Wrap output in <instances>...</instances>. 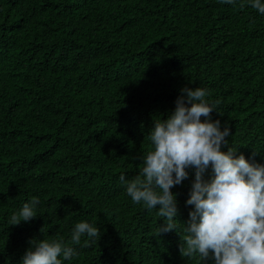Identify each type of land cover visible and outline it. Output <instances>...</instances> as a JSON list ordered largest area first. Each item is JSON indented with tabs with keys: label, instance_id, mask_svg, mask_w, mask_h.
Masks as SVG:
<instances>
[{
	"label": "trees",
	"instance_id": "16d2710c",
	"mask_svg": "<svg viewBox=\"0 0 264 264\" xmlns=\"http://www.w3.org/2000/svg\"><path fill=\"white\" fill-rule=\"evenodd\" d=\"M185 86L218 102L223 150L264 164V14L249 0H0V264H21L42 227L67 242L81 220L102 239L63 264H187L178 231L153 235L164 219L120 182ZM189 172L173 188L181 227ZM33 196L38 216L10 226Z\"/></svg>",
	"mask_w": 264,
	"mask_h": 264
},
{
	"label": "clouds",
	"instance_id": "9594fccd",
	"mask_svg": "<svg viewBox=\"0 0 264 264\" xmlns=\"http://www.w3.org/2000/svg\"><path fill=\"white\" fill-rule=\"evenodd\" d=\"M233 3L234 0H222ZM250 6L264 14L262 0H249ZM210 93L202 87L185 86L167 118L154 119L148 133L149 146L143 153L140 171L131 179L120 175L132 202L164 219L153 235L172 239L180 234V253L184 259L199 258L204 264H264V164L238 154L239 146H223L231 134L220 119H213L217 104L209 103ZM204 117V119H202ZM194 169L187 205L194 206L184 227L177 225V193L173 188L189 178ZM211 170L210 176L205 174ZM35 196L14 211L10 226L30 222L37 215ZM30 240L21 264H63L77 255L74 246L89 247L102 239L94 223H75L70 239L48 237ZM175 240V239H174ZM61 257L63 259H61Z\"/></svg>",
	"mask_w": 264,
	"mask_h": 264
}]
</instances>
